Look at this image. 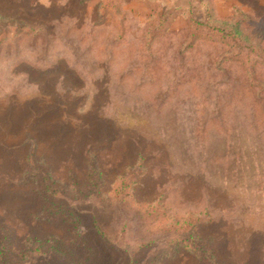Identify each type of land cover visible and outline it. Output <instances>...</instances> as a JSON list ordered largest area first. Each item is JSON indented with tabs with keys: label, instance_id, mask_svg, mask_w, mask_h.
I'll list each match as a JSON object with an SVG mask.
<instances>
[{
	"label": "rangeland",
	"instance_id": "rangeland-1",
	"mask_svg": "<svg viewBox=\"0 0 264 264\" xmlns=\"http://www.w3.org/2000/svg\"><path fill=\"white\" fill-rule=\"evenodd\" d=\"M0 235L8 264H264V0H0Z\"/></svg>",
	"mask_w": 264,
	"mask_h": 264
},
{
	"label": "trees",
	"instance_id": "trees-1",
	"mask_svg": "<svg viewBox=\"0 0 264 264\" xmlns=\"http://www.w3.org/2000/svg\"><path fill=\"white\" fill-rule=\"evenodd\" d=\"M197 30L199 32H202L203 34H206L208 37H214V36H221L222 38H226L231 40L232 42H238V36L236 34V30L233 31H225L222 28L219 27H210L205 24H197ZM34 182H36L40 190H42L38 193H40L46 201H48L47 206L45 207V210L43 212L45 217L44 219H51L55 221H65L72 229L78 228V225H76V220H74L72 212H70V209L66 206V204L63 201H60V197L57 195V192L55 190H58L57 188H53L52 185V173L51 172H45L43 175H37L34 176ZM96 176L93 173H91L90 177H88V193L90 192L91 195H94V193L97 191V183H96ZM94 231L99 237L102 238L103 234L99 231V229L94 227ZM103 239V238H102ZM6 240L7 238L0 235V264H8L7 261V246H6ZM55 238H46V239H38L33 240V244H37L36 251L41 250V243H49L51 248H56L55 244ZM89 258V256H88Z\"/></svg>",
	"mask_w": 264,
	"mask_h": 264
}]
</instances>
